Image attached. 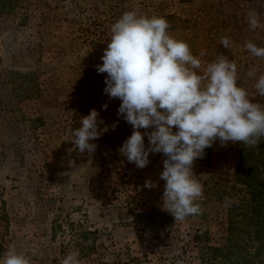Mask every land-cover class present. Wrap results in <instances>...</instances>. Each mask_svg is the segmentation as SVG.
I'll return each instance as SVG.
<instances>
[{"label": "rangeland", "instance_id": "obj_1", "mask_svg": "<svg viewBox=\"0 0 264 264\" xmlns=\"http://www.w3.org/2000/svg\"><path fill=\"white\" fill-rule=\"evenodd\" d=\"M0 6V261L15 248L32 264H61L79 252L81 264H204L194 241L198 228L211 244L226 235L224 212L211 208L209 220L182 221L162 209L164 157L138 169L118 148L132 134L120 119L105 133L94 154L71 142L82 116L95 108L106 124L119 118V100L103 94L105 74L96 65L123 13L137 9L165 17L170 34L187 41L206 63L220 54L237 63L239 83L264 103L254 89L264 74V58L244 47H264V28L252 30L248 12L264 22V0H3ZM234 46L223 49L222 37ZM109 106L103 109V104ZM147 143V138H145ZM237 144L206 149L194 173L202 183L231 180ZM159 187H143L146 180ZM202 197V196H201ZM200 197V198H201Z\"/></svg>", "mask_w": 264, "mask_h": 264}, {"label": "clouds", "instance_id": "obj_2", "mask_svg": "<svg viewBox=\"0 0 264 264\" xmlns=\"http://www.w3.org/2000/svg\"><path fill=\"white\" fill-rule=\"evenodd\" d=\"M250 29L264 28L255 9L248 12ZM170 24L162 16L142 15L137 9L127 11L112 25L111 36L96 65L98 74H107L103 94L119 100L118 120L106 124L93 108L80 118V127L72 131L75 150L94 154L93 143L114 131L120 119L132 128V134L118 148L120 155L138 169L151 163L150 156L160 154L164 181L162 209L175 221L203 214L198 203L204 188L194 173L196 160L206 149L219 142L221 147L243 144L256 148L264 138V103L253 102L248 90L239 83L237 63L225 54L205 62L194 55L190 44L170 34ZM223 49L233 48V41L220 39ZM245 49L264 58V47L252 41ZM254 79L257 96L264 99V74ZM103 104V109L108 108ZM147 138V143L145 141ZM143 187L153 189L159 183L146 180ZM232 201L225 197V207ZM0 264H32L31 258L9 248ZM61 264H81L79 252H71Z\"/></svg>", "mask_w": 264, "mask_h": 264}, {"label": "trees", "instance_id": "obj_3", "mask_svg": "<svg viewBox=\"0 0 264 264\" xmlns=\"http://www.w3.org/2000/svg\"><path fill=\"white\" fill-rule=\"evenodd\" d=\"M0 0V6H4ZM208 154L202 158L208 163ZM198 203L204 222L218 206L224 212L226 235L222 244H211L208 230L198 228L194 241L204 264H264V138L256 148L237 143L236 167L231 180L213 177L203 182ZM225 197L231 205L225 207Z\"/></svg>", "mask_w": 264, "mask_h": 264}]
</instances>
